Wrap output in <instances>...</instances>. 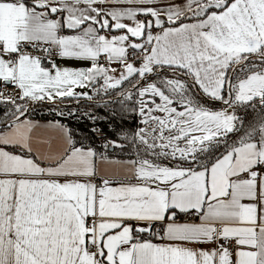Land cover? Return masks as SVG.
I'll list each match as a JSON object with an SVG mask.
<instances>
[{
    "label": "snow or ice",
    "instance_id": "6c2138e0",
    "mask_svg": "<svg viewBox=\"0 0 264 264\" xmlns=\"http://www.w3.org/2000/svg\"><path fill=\"white\" fill-rule=\"evenodd\" d=\"M0 264H264V0H0Z\"/></svg>",
    "mask_w": 264,
    "mask_h": 264
},
{
    "label": "crops",
    "instance_id": "0c3cea01",
    "mask_svg": "<svg viewBox=\"0 0 264 264\" xmlns=\"http://www.w3.org/2000/svg\"><path fill=\"white\" fill-rule=\"evenodd\" d=\"M57 63L58 64H71L72 66H79L75 62H72V61H60V60H58ZM40 135H45V133L41 132Z\"/></svg>",
    "mask_w": 264,
    "mask_h": 264
}]
</instances>
